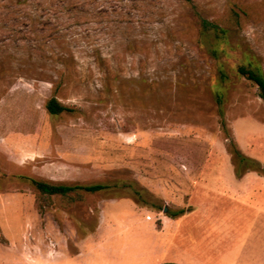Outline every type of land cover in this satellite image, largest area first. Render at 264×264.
I'll return each mask as SVG.
<instances>
[{
	"label": "rangeland",
	"instance_id": "1",
	"mask_svg": "<svg viewBox=\"0 0 264 264\" xmlns=\"http://www.w3.org/2000/svg\"><path fill=\"white\" fill-rule=\"evenodd\" d=\"M249 61L264 75V0H0V264L186 262L264 240ZM53 94L72 110L49 114Z\"/></svg>",
	"mask_w": 264,
	"mask_h": 264
},
{
	"label": "trees",
	"instance_id": "2",
	"mask_svg": "<svg viewBox=\"0 0 264 264\" xmlns=\"http://www.w3.org/2000/svg\"><path fill=\"white\" fill-rule=\"evenodd\" d=\"M200 29L202 32H212L216 36H222L228 32L226 27L220 26L218 23L208 21L207 19H200ZM238 22V21H237ZM237 72L241 76H245L248 80L252 81L259 89V95L264 100V75L260 68L253 66L252 62H248L247 65L239 64L237 66ZM61 84V83H59ZM45 109L51 115H60L63 112L71 111L72 109L65 103L58 100L56 94H53L49 99L45 102ZM220 115H223L222 110L220 109ZM221 125L225 129V122L222 119ZM235 155L238 157L240 163H246L250 161L243 153L239 151V149L235 148ZM258 172L259 175H264V169ZM240 175V174H237ZM242 175V174H241ZM30 182L42 193H47L50 195L59 194L64 196L69 192H72L76 188L84 189L87 192H97L106 188V185L103 184H92L85 186L78 185H67L62 183H53L50 181L37 180L34 178H28ZM172 216H175L176 213H171ZM160 264H179L176 262H162Z\"/></svg>",
	"mask_w": 264,
	"mask_h": 264
},
{
	"label": "crops",
	"instance_id": "3",
	"mask_svg": "<svg viewBox=\"0 0 264 264\" xmlns=\"http://www.w3.org/2000/svg\"><path fill=\"white\" fill-rule=\"evenodd\" d=\"M4 139L3 136L0 137V140ZM2 144H0V147ZM3 173L0 172V182L2 179ZM245 174L240 177H235L233 180L244 181ZM262 176L255 174L254 178L257 180ZM261 179H264L262 177ZM262 195V194H261ZM259 192L256 194L255 199L252 201L256 206L261 208L264 207V196H261ZM246 199L247 197L244 196ZM240 201H243L240 199ZM170 234V231L166 233L163 237L165 239ZM250 245H253V249H250ZM238 248L230 249L227 253H223L220 248V244L217 242L211 241V253L207 256H193L191 259L186 260V262H176L179 264H264V240L255 241V240H241L237 244ZM165 249V244L162 245L161 250ZM160 264V263H159Z\"/></svg>",
	"mask_w": 264,
	"mask_h": 264
}]
</instances>
